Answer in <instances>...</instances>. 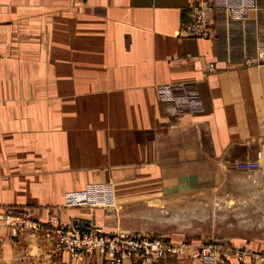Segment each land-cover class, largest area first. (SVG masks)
I'll list each match as a JSON object with an SVG mask.
<instances>
[{
    "label": "crops",
    "instance_id": "crops-1",
    "mask_svg": "<svg viewBox=\"0 0 264 264\" xmlns=\"http://www.w3.org/2000/svg\"><path fill=\"white\" fill-rule=\"evenodd\" d=\"M257 2L226 43L222 31L181 33L190 0H0V213L169 235L156 222L177 199L207 194L223 167L264 150V66L240 64L264 44ZM178 84L200 111L170 114L157 89ZM0 239V264H108L30 233ZM233 247L264 256V234Z\"/></svg>",
    "mask_w": 264,
    "mask_h": 264
},
{
    "label": "built area",
    "instance_id": "built-area-1",
    "mask_svg": "<svg viewBox=\"0 0 264 264\" xmlns=\"http://www.w3.org/2000/svg\"><path fill=\"white\" fill-rule=\"evenodd\" d=\"M190 23L181 27L188 37L209 38L222 31L225 42H230L235 28L244 24L246 16L258 9L257 0H190ZM215 21L214 27L211 22ZM243 67L264 66V44L256 46L252 55L241 58ZM208 69L214 71V64ZM159 100L167 105L170 114L200 111L198 94L183 84L164 85L157 89ZM264 150H259L253 160L233 163V169L256 172L262 169ZM79 194L68 196L70 206L80 205ZM9 229L17 240L30 233L41 241L50 242L56 250L67 252L72 258H85L100 253L108 264H122L125 260L142 264H158L167 257L198 260L200 264H264V256L218 243L173 241L147 233H130L121 229L106 231L103 227L79 220L63 223L59 216L51 215L45 221L33 218L28 211L7 209L0 213V230ZM1 242V239H0ZM248 258V259H247Z\"/></svg>",
    "mask_w": 264,
    "mask_h": 264
},
{
    "label": "rangeland",
    "instance_id": "rangeland-1",
    "mask_svg": "<svg viewBox=\"0 0 264 264\" xmlns=\"http://www.w3.org/2000/svg\"><path fill=\"white\" fill-rule=\"evenodd\" d=\"M263 172H242L225 166L207 194L177 199V204L170 206L169 216L156 223L160 228L167 226L172 239L226 246L263 235L264 204L253 205L252 198L264 201V183L251 184L257 178L264 180Z\"/></svg>",
    "mask_w": 264,
    "mask_h": 264
}]
</instances>
